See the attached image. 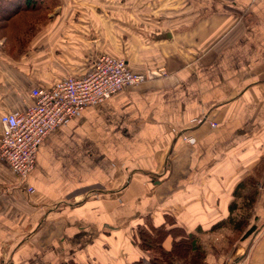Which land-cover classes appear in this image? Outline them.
Instances as JSON below:
<instances>
[{"label": "crops", "instance_id": "0c3cea01", "mask_svg": "<svg viewBox=\"0 0 264 264\" xmlns=\"http://www.w3.org/2000/svg\"><path fill=\"white\" fill-rule=\"evenodd\" d=\"M49 16L23 54L0 43V113L101 53L144 80L46 132L24 183L0 156V264H148L144 214L210 232L249 173L253 228L205 260L264 264V0H57Z\"/></svg>", "mask_w": 264, "mask_h": 264}, {"label": "built area", "instance_id": "2783aa9c", "mask_svg": "<svg viewBox=\"0 0 264 264\" xmlns=\"http://www.w3.org/2000/svg\"><path fill=\"white\" fill-rule=\"evenodd\" d=\"M143 80L144 74L132 71L122 58L101 53L90 71L81 76L68 75L48 87L31 88L33 102L25 109L0 113V156L18 182L24 183L35 148L46 132L79 113L83 106L96 104ZM186 138L191 140L190 135ZM25 187L31 188L27 184Z\"/></svg>", "mask_w": 264, "mask_h": 264}, {"label": "trees", "instance_id": "16d2710c", "mask_svg": "<svg viewBox=\"0 0 264 264\" xmlns=\"http://www.w3.org/2000/svg\"><path fill=\"white\" fill-rule=\"evenodd\" d=\"M56 2L57 0H0V34L5 33L4 36L9 41V44H5L8 54L21 55L25 52L28 40L49 20ZM255 179V175L249 173L237 182L229 213L220 218L212 229L218 226L226 228L224 225H227L230 231L238 230L239 226L243 230L252 211L251 202L256 192L253 189ZM252 228L251 225L246 230ZM199 233V228L196 233L185 232L166 213L157 224L149 214H144L134 229L140 248L155 251L154 254H149L151 264H212L205 260L207 250L200 243Z\"/></svg>", "mask_w": 264, "mask_h": 264}, {"label": "rangeland", "instance_id": "374dc122", "mask_svg": "<svg viewBox=\"0 0 264 264\" xmlns=\"http://www.w3.org/2000/svg\"><path fill=\"white\" fill-rule=\"evenodd\" d=\"M4 34L5 33L0 34V43H2L3 48H5V50H6V45L9 44V41L6 38V36H4ZM13 56H18V55H13ZM250 217H251V215L248 218L250 219ZM218 220H220V219H218ZM218 220H216V222L213 223L211 225V227H209L210 232H208L207 230H203V229L201 230V233L202 232H204V233H202V234L200 233L201 235L199 234L200 235V241H201L200 243L204 244V247L206 248V250H208V245L206 244V242L213 241L211 243L213 245V248L215 247L216 249H219V251L222 250V251L227 252L230 249L231 243L235 239L239 238L241 236V234L243 233V230L247 229L248 226L246 224L244 226L243 230H241L242 228H240L241 226H239L240 229L238 228V230H236V231H230L229 227L227 225H224V226H226V228L218 226V227L212 229L213 226H216ZM211 237H213V239ZM146 250H148L149 251L148 254H151V255L154 254V252H155L154 250H151V249H146ZM156 255L158 257V254H156ZM147 263L151 264L149 257H148ZM217 263L213 262L212 264H217Z\"/></svg>", "mask_w": 264, "mask_h": 264}, {"label": "bare ground", "instance_id": "6f19581e", "mask_svg": "<svg viewBox=\"0 0 264 264\" xmlns=\"http://www.w3.org/2000/svg\"><path fill=\"white\" fill-rule=\"evenodd\" d=\"M3 158V157H2ZM4 159V158H3Z\"/></svg>", "mask_w": 264, "mask_h": 264}]
</instances>
